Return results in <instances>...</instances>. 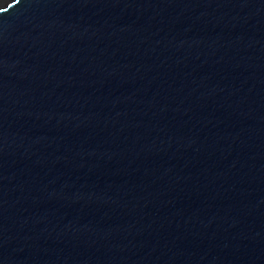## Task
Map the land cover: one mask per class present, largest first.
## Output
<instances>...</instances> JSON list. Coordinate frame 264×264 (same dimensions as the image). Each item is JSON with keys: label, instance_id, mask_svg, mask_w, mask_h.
<instances>
[{"label": "water", "instance_id": "95a60500", "mask_svg": "<svg viewBox=\"0 0 264 264\" xmlns=\"http://www.w3.org/2000/svg\"><path fill=\"white\" fill-rule=\"evenodd\" d=\"M0 264H264V0L0 10Z\"/></svg>", "mask_w": 264, "mask_h": 264}, {"label": "bare ground", "instance_id": "6f19581e", "mask_svg": "<svg viewBox=\"0 0 264 264\" xmlns=\"http://www.w3.org/2000/svg\"><path fill=\"white\" fill-rule=\"evenodd\" d=\"M17 0H0V10L7 9L11 4Z\"/></svg>", "mask_w": 264, "mask_h": 264}]
</instances>
